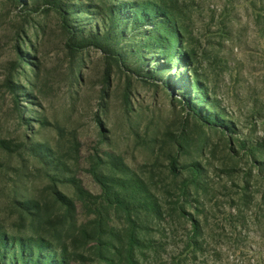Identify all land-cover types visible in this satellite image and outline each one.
Here are the masks:
<instances>
[{
  "label": "rangeland",
  "instance_id": "obj_1",
  "mask_svg": "<svg viewBox=\"0 0 264 264\" xmlns=\"http://www.w3.org/2000/svg\"><path fill=\"white\" fill-rule=\"evenodd\" d=\"M175 6L193 62L191 71L175 66L166 73L165 86L142 76L157 77L159 68L148 60L152 55L145 60L135 52L142 38L121 43L122 61L96 48L73 56L57 16L46 9L25 15L0 0V140L20 144L33 133L38 143L58 145L93 195L101 194L90 172L97 159L107 166L115 157L148 180L164 217L145 227L153 248L135 251L136 264H264V0H176ZM19 52L35 56L33 63L19 64ZM194 80L223 127L188 106L197 97ZM192 165L198 182L185 189L196 180L184 169ZM52 176L28 150L12 156L0 150V222L65 244L68 264H131L125 217L105 205L90 207ZM53 185L73 209L54 202ZM25 197L39 202L41 219L20 216L17 200ZM193 225L200 228L198 248L191 246Z\"/></svg>",
  "mask_w": 264,
  "mask_h": 264
},
{
  "label": "trees",
  "instance_id": "obj_2",
  "mask_svg": "<svg viewBox=\"0 0 264 264\" xmlns=\"http://www.w3.org/2000/svg\"><path fill=\"white\" fill-rule=\"evenodd\" d=\"M22 9L23 14L40 12L46 9L59 18L66 45L73 56L79 55L89 48H96L115 60L122 61L118 47L131 35L142 38L135 52L142 59L145 55L156 61L159 68L156 74H142L147 78H159L169 85L165 74H170L175 66L186 67L192 70L193 53L186 42L180 13L175 6L176 0H148L143 4L136 2L122 3L119 6L99 5L87 0H4ZM85 17V18H83ZM88 22H86L85 20ZM86 22V23H85ZM20 53V63H33L35 58L26 52ZM10 90L17 97V85L9 81ZM191 88L197 90L194 105L188 106L199 118L207 117L208 123L215 127H223L225 120L221 113L214 111V106L202 84L194 80ZM190 88V89H191ZM190 90L186 89L185 93ZM203 103L204 108H199ZM199 108V109H198ZM205 113V114H204ZM207 114V115H206ZM206 115V116H205ZM23 119V118H22ZM24 124L30 126V119H24ZM44 125V122L38 120ZM223 122V123H222ZM30 129V128H29ZM33 133H24L20 144L3 139L0 140V150L9 154H22L28 150L30 159L39 164L42 169L53 173L52 179L73 187L78 197L90 207L100 209L104 205L106 210L121 213L129 224V250L128 257L131 264L138 261L135 251L152 249L153 245L145 236V227L149 222L160 221L164 216L156 194L150 182L135 171L127 167L115 157H109L107 166L101 159L93 163L91 174L101 188L100 195H93L86 191L82 183L73 175L72 157L59 149L58 145L38 143L32 137ZM251 153L255 149L251 148ZM25 154V153H24ZM177 160L171 162V170L178 176ZM184 169L190 170L196 180L187 182L183 186L188 189L191 184L198 182V167L192 165ZM191 187V186H190ZM53 199L60 207L68 211L73 209L74 202L53 185ZM20 216H32L33 221L42 218L38 201L28 197L18 199ZM180 215L185 216L183 205L179 209ZM179 214V213H178ZM200 228L193 225L195 240L192 245H197ZM109 251V243H101ZM68 247L65 244L52 242L38 234H22L11 230L10 227L0 222V264H68Z\"/></svg>",
  "mask_w": 264,
  "mask_h": 264
}]
</instances>
